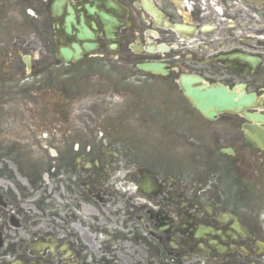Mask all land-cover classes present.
<instances>
[{
    "label": "flooded vegetation",
    "instance_id": "flooded-vegetation-1",
    "mask_svg": "<svg viewBox=\"0 0 264 264\" xmlns=\"http://www.w3.org/2000/svg\"><path fill=\"white\" fill-rule=\"evenodd\" d=\"M18 17L27 31L28 19H35L36 46L60 69L55 75L72 80L57 84L60 101L49 103L59 108V128L95 127L92 142H109L98 149L109 165L120 158L141 164L138 169L130 163L121 180L119 168L109 175L130 196L143 199L134 205L131 198L130 205L144 213L147 207L157 210L140 217L155 240V264H264L256 219L264 203V147L247 143L264 139V0H0V112L10 122L18 98L16 47L28 49V37L23 43L16 37ZM73 45L79 49L76 59ZM60 49L71 52L69 61ZM103 64L108 71L97 70ZM147 64L159 70L140 68ZM24 65L26 73H36L31 57ZM80 79L93 81L85 88L74 85ZM185 85L219 88L235 102H249L208 118L186 96ZM22 94L28 112V86ZM65 144L76 164L96 153L79 149L78 141ZM146 160L160 183L152 196ZM90 164L88 169L99 166ZM135 174L138 184L131 191L128 178ZM11 208L6 200L0 206V239L6 232L20 241L15 248L2 247L1 239L0 254L11 246L12 253L24 251V264H118L89 248L95 233L81 222L61 219L48 226L36 218L28 227L18 218L16 227L17 221H8ZM43 222L48 229L40 230ZM20 230L31 231L27 242ZM21 262L15 257L8 264Z\"/></svg>",
    "mask_w": 264,
    "mask_h": 264
},
{
    "label": "rangeland",
    "instance_id": "rangeland-1",
    "mask_svg": "<svg viewBox=\"0 0 264 264\" xmlns=\"http://www.w3.org/2000/svg\"><path fill=\"white\" fill-rule=\"evenodd\" d=\"M17 22V40L23 43L28 37V49L20 45L16 47L17 77L13 83L16 85L18 98L17 108L14 111L15 122H10L9 118L3 117L0 112V206L6 200L14 207L10 209L14 213L11 212L8 221L11 225L17 221L15 226L19 227L18 218H20L23 225L28 223L30 227L34 226V220L39 218L38 223L44 221L48 226H55L61 224L59 221L61 219L69 221L73 218L81 222L82 226L90 227L95 233L96 243L95 245L89 243V248L100 250L102 255H105V259L112 257L118 264H155V240L148 235L145 224L143 229L140 217L144 215L147 219L146 214L157 210L155 207H147L145 213L142 212L143 208L134 206L139 203L137 199L140 198L130 196V192L125 191L118 181L126 175L128 167L132 168L130 163L134 164V168H138L141 164L135 159L120 158L117 161L110 160L109 165L98 153L99 147L105 144L109 146V142L104 144L92 142L94 137L97 138L95 127L74 124L59 128V119L55 115V111L59 108L50 106L49 103H56L58 98L60 101L57 84L71 83L72 80L63 78V81L60 76L55 75L60 69L54 65L50 66L47 63L49 60L44 58L47 55L46 51L36 46L40 29L36 27L38 24L35 19H28V31L24 26V20L18 17ZM0 30L3 31L2 26ZM24 56L32 58L36 73L25 72L22 61ZM97 70L108 71L104 64ZM92 81V79H80L74 81V85L76 83L85 88ZM26 86H28V112L23 111L21 104L24 103L20 99L22 96L19 97V94L23 95L22 91ZM74 113L75 111L69 112L72 115ZM78 117L77 112L75 120H78ZM68 130L71 134L67 133ZM67 141H78L79 149L90 148L96 153L85 154L90 159L82 158L79 164H76L74 156L67 151V147L70 146L65 144ZM111 148L104 150L112 151ZM51 151L56 152V157L49 154ZM91 162H96L98 168L92 166L88 169L89 166L91 167ZM181 166L184 167L183 162ZM145 167V173L149 175L146 184L147 193L152 196L160 183L155 178L153 163H147L146 160ZM116 168L122 170L117 175L119 179L109 175ZM137 178L136 174L131 179L128 178L131 191L136 189ZM131 198H134L132 200L134 205L128 202ZM142 200L140 199V203ZM27 204L28 211L25 206ZM259 210H256L257 221ZM44 222L39 226L43 227L40 230L48 229ZM68 227L75 231L71 226ZM140 229L145 233L144 238ZM82 232L84 233L83 230ZM20 233L23 235L21 230ZM31 236V231L28 230L27 234L23 235L24 241L27 242ZM89 236L93 238L92 234ZM1 239L2 247L13 243L15 248L20 241L19 238H9L6 232L1 234ZM10 248L11 246L6 252H1L0 256L3 257L0 258V264L11 263L15 257L22 260L20 264H24L26 262L24 251L22 254L12 253ZM86 262H89V256Z\"/></svg>",
    "mask_w": 264,
    "mask_h": 264
},
{
    "label": "water",
    "instance_id": "water-1",
    "mask_svg": "<svg viewBox=\"0 0 264 264\" xmlns=\"http://www.w3.org/2000/svg\"><path fill=\"white\" fill-rule=\"evenodd\" d=\"M107 19V18H106ZM73 49L77 51V47L73 46ZM60 54L63 55L65 60H69L70 52L68 50H60ZM141 69L146 71L157 72L159 67L152 64L141 65ZM186 96L192 101L193 105L208 118H213L215 112L220 111H234L240 104L246 105L249 102V98H243L239 102L234 101V95L225 93L219 88H190L189 85H185ZM257 119L262 120L257 117ZM262 122H264L262 120ZM262 140V138H261ZM263 141V140H262ZM250 145L257 146L255 143H250L251 140L248 139ZM264 144V141H263Z\"/></svg>",
    "mask_w": 264,
    "mask_h": 264
},
{
    "label": "bare ground",
    "instance_id": "bare-ground-1",
    "mask_svg": "<svg viewBox=\"0 0 264 264\" xmlns=\"http://www.w3.org/2000/svg\"><path fill=\"white\" fill-rule=\"evenodd\" d=\"M145 179H146V180L148 179V176H147V175H145Z\"/></svg>",
    "mask_w": 264,
    "mask_h": 264
}]
</instances>
